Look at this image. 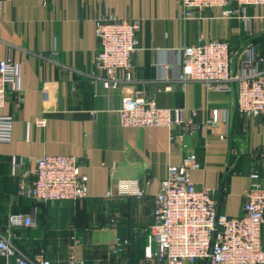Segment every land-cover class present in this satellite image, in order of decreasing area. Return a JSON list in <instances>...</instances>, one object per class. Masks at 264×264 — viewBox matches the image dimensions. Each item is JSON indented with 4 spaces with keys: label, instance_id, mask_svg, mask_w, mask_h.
<instances>
[{
    "label": "crops",
    "instance_id": "obj_1",
    "mask_svg": "<svg viewBox=\"0 0 264 264\" xmlns=\"http://www.w3.org/2000/svg\"><path fill=\"white\" fill-rule=\"evenodd\" d=\"M0 4V60L20 64L23 97L17 104L15 93H10L2 109L13 118V140L0 144V228H7L12 214L34 211L35 218V226L14 230L18 246L30 255H43L50 264H70V248L78 238L74 252L83 264H150L144 251L154 222L153 197L168 168L179 165L188 152H195L201 163L200 169L190 171L192 181L216 191L218 211L231 217L242 214L253 163L264 178V115L242 120L236 113L235 90L218 91L199 81L182 83L179 74L182 49L200 40L221 39L238 54L252 48L264 55V6L248 7L250 21L244 22L223 17L219 8L184 18L177 0ZM110 15L140 20L132 56L134 81L117 91L103 87V74L95 66L100 49L96 22ZM117 76L123 80L125 73ZM133 91L203 126L197 134L185 135L182 143L171 142L165 127H125L118 110ZM214 109L220 119L229 109L230 123L204 125ZM44 155L80 159L89 178L88 197L51 202L18 197L19 178L33 179L36 160ZM14 158L24 161L15 175ZM134 178L151 179L144 197H107L118 180ZM117 236L131 238L121 255L114 252ZM10 262L0 256V264Z\"/></svg>",
    "mask_w": 264,
    "mask_h": 264
},
{
    "label": "built area",
    "instance_id": "obj_2",
    "mask_svg": "<svg viewBox=\"0 0 264 264\" xmlns=\"http://www.w3.org/2000/svg\"><path fill=\"white\" fill-rule=\"evenodd\" d=\"M184 18L198 17L204 10L221 9L225 18L238 17L250 21L248 7L264 6V0H177ZM1 7V4H0ZM140 20H122L110 15L96 22L95 33L100 49L95 59L96 71L106 90L117 91L134 81L132 56L137 50ZM123 71L121 80L117 73ZM95 75V74H94ZM20 64L10 58L0 60V144L13 140V118L4 115L9 94L15 93L17 104L23 102L19 85ZM179 80L203 82L210 89L236 91V113L242 120L264 115V55L245 48L238 54L228 41L200 40L182 49ZM119 115L125 127H165L170 140L182 143L185 135L197 134L201 127L194 120H185L181 111L161 108L142 91H133L122 99ZM230 110L220 119L218 109L204 125L221 120L230 123ZM44 120H41L43 124ZM227 138V132L221 135ZM22 159H13V175L23 166ZM80 159L68 155H44L36 160L34 178L25 175L18 181L17 195L39 202L77 201L88 197L89 178ZM201 168L195 152H188L179 165L168 168L153 197L154 222L148 229L145 259L150 264H264V178L253 163L250 185L244 191L243 211L231 217L218 211L214 189L197 186L190 171ZM17 174V173H16ZM151 179H121L107 192V197L145 196ZM35 210V209H34ZM112 226H116L115 219ZM35 226L33 214H12L6 231L0 230V256L7 264H50L43 255H27L17 244L14 230ZM70 248V264H83L74 248ZM114 252L126 253L131 238L117 236Z\"/></svg>",
    "mask_w": 264,
    "mask_h": 264
},
{
    "label": "trees",
    "instance_id": "obj_3",
    "mask_svg": "<svg viewBox=\"0 0 264 264\" xmlns=\"http://www.w3.org/2000/svg\"><path fill=\"white\" fill-rule=\"evenodd\" d=\"M6 226H4L3 228H0V230H2V229H4ZM17 242V241H16ZM22 246V245H21ZM20 247V246H19ZM25 253H27L25 250H24V248L23 247H20ZM27 255H29V256H33V255H30V254H28L27 253Z\"/></svg>",
    "mask_w": 264,
    "mask_h": 264
},
{
    "label": "rangeland",
    "instance_id": "obj_4",
    "mask_svg": "<svg viewBox=\"0 0 264 264\" xmlns=\"http://www.w3.org/2000/svg\"><path fill=\"white\" fill-rule=\"evenodd\" d=\"M7 227H8V226H7ZM5 228H6V227H5ZM5 228H4V229H2V231H6V230H7V228H6V229H5Z\"/></svg>",
    "mask_w": 264,
    "mask_h": 264
}]
</instances>
